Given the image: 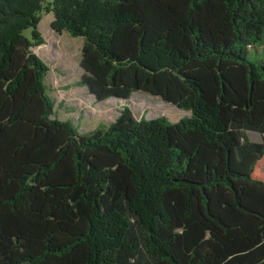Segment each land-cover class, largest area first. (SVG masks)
Listing matches in <instances>:
<instances>
[{
    "label": "trees",
    "instance_id": "obj_1",
    "mask_svg": "<svg viewBox=\"0 0 264 264\" xmlns=\"http://www.w3.org/2000/svg\"><path fill=\"white\" fill-rule=\"evenodd\" d=\"M43 13L83 39L97 102L144 92L190 115L126 104L80 134L34 52ZM259 43L264 0H0V264H264Z\"/></svg>",
    "mask_w": 264,
    "mask_h": 264
},
{
    "label": "rangeland",
    "instance_id": "obj_2",
    "mask_svg": "<svg viewBox=\"0 0 264 264\" xmlns=\"http://www.w3.org/2000/svg\"><path fill=\"white\" fill-rule=\"evenodd\" d=\"M54 19L52 13H43L39 31L46 44L34 49V52L50 67L46 86L56 105L57 117L60 120H70L80 134H90L101 126H109L115 122L126 104L134 110L138 118L147 120L165 117L173 124L190 115L164 102L160 97L144 92L134 94L129 101L110 99L97 102L88 88L81 84L84 74L80 66L83 39L73 38L68 33L56 34L51 28ZM26 35L30 37L31 31H27ZM250 50L251 61L255 63L264 61L263 43ZM249 136L254 141L260 140L257 135ZM254 178L264 181V158L257 165Z\"/></svg>",
    "mask_w": 264,
    "mask_h": 264
}]
</instances>
